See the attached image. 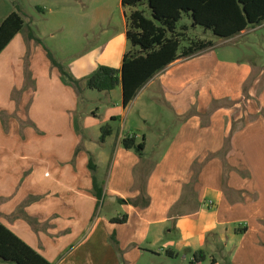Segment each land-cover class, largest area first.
<instances>
[{"label":"crops","instance_id":"0c3cea01","mask_svg":"<svg viewBox=\"0 0 264 264\" xmlns=\"http://www.w3.org/2000/svg\"><path fill=\"white\" fill-rule=\"evenodd\" d=\"M118 1L121 27L84 32L102 50L71 72L79 90L27 32L0 54V225L50 264H264V59L227 46L263 25L175 61L124 107L121 85L84 81L129 49L135 9ZM131 136L141 156L124 148Z\"/></svg>","mask_w":264,"mask_h":264},{"label":"trees","instance_id":"16d2710c","mask_svg":"<svg viewBox=\"0 0 264 264\" xmlns=\"http://www.w3.org/2000/svg\"><path fill=\"white\" fill-rule=\"evenodd\" d=\"M145 4L150 11V18L139 10ZM121 5L123 8L135 9L126 16L129 49L122 58L121 67L114 69L100 66L84 81L87 89L99 93L111 92L121 85L124 107L134 100L148 81L170 64L213 47V42L200 40L191 41L187 47H181L188 29L182 26L179 31L177 26L184 16L192 22L193 27H201L203 32L211 31L215 37L223 40H230L248 28L264 23V0H121ZM23 27L22 17L15 12L3 20L0 24V54ZM28 39L41 45L51 65L61 76L67 78L69 84L79 90V82L56 61L30 27ZM27 75L30 74L26 71V77ZM246 88L247 86L244 87V92ZM100 133V141L104 142L111 135L112 129L105 125ZM122 144L125 149H134L140 156L143 153V143L136 144L134 136L125 137ZM89 167L91 171H95L91 160ZM94 191L98 197L101 196L96 184ZM168 256L171 254L168 253ZM204 259L202 256L196 262ZM0 264L50 263L9 229L0 225Z\"/></svg>","mask_w":264,"mask_h":264},{"label":"rangeland","instance_id":"374dc122","mask_svg":"<svg viewBox=\"0 0 264 264\" xmlns=\"http://www.w3.org/2000/svg\"><path fill=\"white\" fill-rule=\"evenodd\" d=\"M99 1L104 3L105 8L96 10L92 8L85 9L84 7L82 11L80 10L82 8L81 5L78 6L76 1L73 0H0V24L11 13L15 12L19 14L24 21V27L19 33L20 37H23L25 32L29 33L28 26H30L34 34L42 39L43 45L51 51L56 61L71 76L72 73L77 75L85 70L82 67L86 63L93 62L90 65L91 68L100 58L101 52L99 50H102L94 47L96 42L86 41L84 39V32L89 30L90 34H96L102 28L106 29L109 26L121 27L122 24L123 13L120 10L118 0H89L88 2L83 0V3L87 6L89 3L93 5ZM71 2L76 3V6L70 4ZM77 2H80V0ZM139 10H142L144 15L150 18L147 4L140 6ZM126 14L128 15L127 11ZM262 25L263 28H257L248 36L230 41L227 46H236L244 49L247 48L245 44L250 42L254 50L264 59V49L258 47V43L261 42V36L264 34V23ZM182 26H186L187 29L190 28L182 39L181 47H187L191 41H198L201 38L205 39L204 41H211L216 45L225 41L215 37L211 31L203 32L204 30L201 27H193L192 22L186 16L183 17L177 26L179 31ZM247 55L251 59L255 60L256 58L253 52H248ZM25 57L28 61L26 59L24 64L28 68L30 51ZM61 81L69 84L67 78L63 76H61ZM29 83L30 81L25 79L24 88H26V91L30 89ZM17 94L18 92H15L12 95L14 100L17 98ZM147 263L151 264L150 261H147ZM153 264L166 263L164 261H155Z\"/></svg>","mask_w":264,"mask_h":264}]
</instances>
